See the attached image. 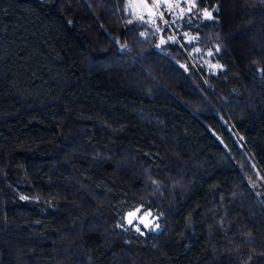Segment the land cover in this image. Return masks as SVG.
<instances>
[{
    "label": "trees",
    "instance_id": "1",
    "mask_svg": "<svg viewBox=\"0 0 264 264\" xmlns=\"http://www.w3.org/2000/svg\"><path fill=\"white\" fill-rule=\"evenodd\" d=\"M194 3L0 0V264H264V0Z\"/></svg>",
    "mask_w": 264,
    "mask_h": 264
},
{
    "label": "rangeland",
    "instance_id": "2",
    "mask_svg": "<svg viewBox=\"0 0 264 264\" xmlns=\"http://www.w3.org/2000/svg\"><path fill=\"white\" fill-rule=\"evenodd\" d=\"M194 1L195 0H128V6L139 20L144 21L149 27H156L158 19L163 21L165 19H171L175 21L186 17L193 10L192 4ZM144 4H147L148 8H144ZM157 4L159 7H156ZM131 5H138V7H132ZM169 5H171V7H169ZM176 5H179V7H176ZM149 8L153 14L149 13ZM189 8H191V11H188ZM141 16L143 19H140ZM164 27H167L166 22L164 23ZM137 210L133 211L137 213V216L131 224L128 223L129 214L126 215V225L134 228L136 231L138 227L140 229L138 232L141 233L156 230V218L151 213L142 211L141 208ZM141 218L145 220V223L149 224V227H145L144 224L140 222Z\"/></svg>",
    "mask_w": 264,
    "mask_h": 264
},
{
    "label": "snow or ice",
    "instance_id": "3",
    "mask_svg": "<svg viewBox=\"0 0 264 264\" xmlns=\"http://www.w3.org/2000/svg\"><path fill=\"white\" fill-rule=\"evenodd\" d=\"M132 7H138V5H131ZM144 8H148V5L147 4H144L143 5ZM156 7H159V5L157 4ZM169 7H171V5H169ZM176 7H179V5H176ZM192 7H195V3L192 4ZM149 13L150 14H153L151 12V9L149 8ZM188 11H191V8L188 9ZM204 16L207 17V18H211V13L209 12H205L204 13ZM140 19H143V17L141 16ZM163 42V41H162ZM219 49H217L218 51ZM212 53H209V55H211ZM213 67H216V65H213ZM139 211V210H137ZM137 216V213L136 212H131L129 213V218H128V223L131 224L133 222V220L136 218ZM140 222L142 224H144L145 227H149V224L148 223H145V220L143 218H141ZM140 229L137 227V231H139Z\"/></svg>",
    "mask_w": 264,
    "mask_h": 264
}]
</instances>
